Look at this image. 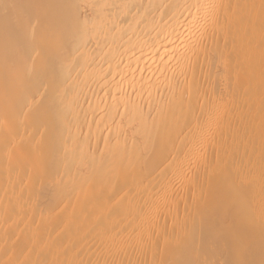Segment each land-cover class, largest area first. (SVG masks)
<instances>
[{"label":"bare ground","instance_id":"1","mask_svg":"<svg viewBox=\"0 0 264 264\" xmlns=\"http://www.w3.org/2000/svg\"><path fill=\"white\" fill-rule=\"evenodd\" d=\"M0 264H264V0H0Z\"/></svg>","mask_w":264,"mask_h":264}]
</instances>
